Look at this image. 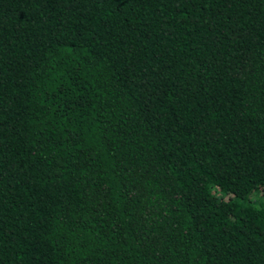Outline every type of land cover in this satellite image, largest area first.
Wrapping results in <instances>:
<instances>
[{"label": "trees", "instance_id": "16d2710c", "mask_svg": "<svg viewBox=\"0 0 264 264\" xmlns=\"http://www.w3.org/2000/svg\"><path fill=\"white\" fill-rule=\"evenodd\" d=\"M0 264H264V0H0Z\"/></svg>", "mask_w": 264, "mask_h": 264}, {"label": "snow or ice", "instance_id": "6c2138e0", "mask_svg": "<svg viewBox=\"0 0 264 264\" xmlns=\"http://www.w3.org/2000/svg\"><path fill=\"white\" fill-rule=\"evenodd\" d=\"M125 2H126V0H117L118 4L125 3Z\"/></svg>", "mask_w": 264, "mask_h": 264}]
</instances>
